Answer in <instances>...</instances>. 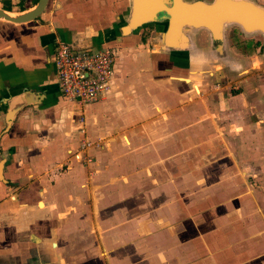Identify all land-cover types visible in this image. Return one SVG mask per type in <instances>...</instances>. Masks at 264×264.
<instances>
[{"label":"crops","instance_id":"crops-1","mask_svg":"<svg viewBox=\"0 0 264 264\" xmlns=\"http://www.w3.org/2000/svg\"><path fill=\"white\" fill-rule=\"evenodd\" d=\"M130 3L47 0L33 20L0 19V264H264V85L213 78L234 67L224 36L186 28L169 50L161 22L124 33ZM56 39L114 50L105 94L59 95Z\"/></svg>","mask_w":264,"mask_h":264},{"label":"water","instance_id":"water-1","mask_svg":"<svg viewBox=\"0 0 264 264\" xmlns=\"http://www.w3.org/2000/svg\"><path fill=\"white\" fill-rule=\"evenodd\" d=\"M46 3L36 0L31 9L20 14L0 8V19L28 22L44 10ZM152 22L162 23L161 42L169 50L185 48L186 28L206 30L211 42L219 46L227 25H236L245 33H259L264 50V7L251 0H131L123 32Z\"/></svg>","mask_w":264,"mask_h":264},{"label":"built area","instance_id":"built-area-1","mask_svg":"<svg viewBox=\"0 0 264 264\" xmlns=\"http://www.w3.org/2000/svg\"><path fill=\"white\" fill-rule=\"evenodd\" d=\"M115 53L112 48H72L56 39L52 48V67L59 95L79 106L91 103L107 92ZM87 141H82L83 149ZM78 158V154H73Z\"/></svg>","mask_w":264,"mask_h":264},{"label":"rangeland","instance_id":"rangeland-1","mask_svg":"<svg viewBox=\"0 0 264 264\" xmlns=\"http://www.w3.org/2000/svg\"><path fill=\"white\" fill-rule=\"evenodd\" d=\"M251 1L254 2V0ZM258 5L264 7L263 4ZM238 30L239 27L236 25H227L223 29V36L225 39H228L227 44H229L234 51V67L231 68L229 64L226 63L225 69L222 70L218 68L215 70L216 73H214L213 77L220 79L223 85L225 83H231V85L227 86V91L229 93H239L245 90L244 84L240 86L233 84V81L238 78H248L255 89H260V87L264 85V50L262 49V36L259 33H245ZM238 33L242 36L241 38L237 36ZM221 42L218 45H220ZM255 42L257 43L255 44ZM210 78L211 77H207L206 79ZM231 86H237V88L234 89Z\"/></svg>","mask_w":264,"mask_h":264},{"label":"flooded vegetation","instance_id":"flooded-vegetation-1","mask_svg":"<svg viewBox=\"0 0 264 264\" xmlns=\"http://www.w3.org/2000/svg\"><path fill=\"white\" fill-rule=\"evenodd\" d=\"M198 44H199L200 46L204 45V43H203V41H202V40H199V41H198ZM52 48H53V46H52ZM191 61H192L193 63L197 64V63H196V62H197V60H196V59H195V60H194V59H192Z\"/></svg>","mask_w":264,"mask_h":264},{"label":"trees","instance_id":"trees-1","mask_svg":"<svg viewBox=\"0 0 264 264\" xmlns=\"http://www.w3.org/2000/svg\"><path fill=\"white\" fill-rule=\"evenodd\" d=\"M257 42H255V44H256Z\"/></svg>","mask_w":264,"mask_h":264}]
</instances>
